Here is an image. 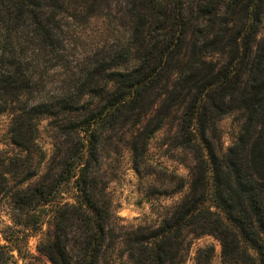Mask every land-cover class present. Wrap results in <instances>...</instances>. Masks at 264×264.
<instances>
[{"label":"trees","instance_id":"obj_1","mask_svg":"<svg viewBox=\"0 0 264 264\" xmlns=\"http://www.w3.org/2000/svg\"><path fill=\"white\" fill-rule=\"evenodd\" d=\"M95 20L101 32L90 41L84 30ZM263 22L264 0H0V114L10 116L23 163L45 159L38 127L52 121L46 173L24 167L12 194L18 226L36 227L31 213L54 208L51 241L39 250L51 264H100L122 249L132 264H182L188 236L204 234L220 242L224 264L229 243L238 249L242 241L264 264ZM145 99H192L179 120L193 148L200 145L189 127L201 99L244 117L224 162L207 147L221 216L201 211L200 149L187 193L155 229L127 228L111 213L98 144L120 124L132 132V150L144 148L158 128L146 122ZM63 185L76 192L71 203L51 195ZM197 264L208 257L198 255Z\"/></svg>","mask_w":264,"mask_h":264},{"label":"rangeland","instance_id":"obj_2","mask_svg":"<svg viewBox=\"0 0 264 264\" xmlns=\"http://www.w3.org/2000/svg\"><path fill=\"white\" fill-rule=\"evenodd\" d=\"M112 13L113 16L116 15L115 12ZM99 25V21L95 20L85 28L87 40L99 37L101 30L96 28ZM263 36L264 22L259 38ZM191 100L145 99L148 104L146 122H151L158 128L148 136L144 148H139L137 152L132 150V132L127 126L121 128L119 124L113 131L108 130L102 135L97 151L103 167L99 180L103 185L108 179L102 188L105 187L111 213L125 227L155 229L163 218L170 216L192 183L190 169L196 164L199 149L206 164V194L201 211L207 215H222L211 194L212 172L206 157L207 147L212 148L220 161L224 162L244 117L236 109H226L219 99H212L213 104L210 99H201L202 106L197 120L189 127L197 136V145H200L193 148L187 145V135L180 128L179 120ZM157 114L162 122H158ZM51 124V120L42 119L38 127L37 145L45 159H39L35 154L28 164L23 163L26 152H20L11 142L10 116L0 114V176L5 180L3 185L0 184V264H51L39 250L51 241L54 208L45 206L36 209L31 213V218L38 224L36 227L24 228L15 224L18 222L19 211L12 199V194L20 187V181L26 179V173L22 172L24 167L30 168L28 173L39 174L40 177L46 173L54 152ZM202 131L209 145L200 144ZM201 145H205L206 150H201ZM53 193L55 200L59 202L71 203L76 197L74 189L65 185L57 192L52 191L51 195ZM261 239L264 248L263 235ZM187 241L189 243L183 253L182 264H197L198 255L208 257V264H224L220 242L214 236H188ZM111 255L112 253L106 255L100 264H132L126 259L125 249L113 252L112 257ZM227 255L229 264H260L255 252L243 241L238 249L229 243Z\"/></svg>","mask_w":264,"mask_h":264}]
</instances>
